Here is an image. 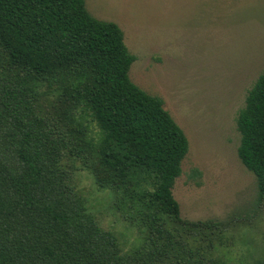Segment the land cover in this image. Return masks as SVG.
<instances>
[{"label":"trees","instance_id":"trees-1","mask_svg":"<svg viewBox=\"0 0 264 264\" xmlns=\"http://www.w3.org/2000/svg\"><path fill=\"white\" fill-rule=\"evenodd\" d=\"M135 59L85 0H0V264H214L181 239L201 230L172 193L189 143L163 101L131 82ZM236 129L264 202V72ZM76 161L144 230L138 247L124 251L99 225L74 186Z\"/></svg>","mask_w":264,"mask_h":264},{"label":"rangeland","instance_id":"rangeland-1","mask_svg":"<svg viewBox=\"0 0 264 264\" xmlns=\"http://www.w3.org/2000/svg\"><path fill=\"white\" fill-rule=\"evenodd\" d=\"M85 7L120 27L136 58L131 82L163 101L188 140L172 193L180 218L201 230L183 229L181 239L214 264H264V202L237 157L236 129L264 72V0H85ZM74 166V186L99 225L124 251L138 247L144 230L125 219L113 192ZM194 169L200 176L191 177Z\"/></svg>","mask_w":264,"mask_h":264}]
</instances>
